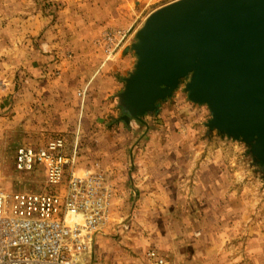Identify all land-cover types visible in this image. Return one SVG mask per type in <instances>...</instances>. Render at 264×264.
Listing matches in <instances>:
<instances>
[{"label": "crops", "instance_id": "crops-1", "mask_svg": "<svg viewBox=\"0 0 264 264\" xmlns=\"http://www.w3.org/2000/svg\"><path fill=\"white\" fill-rule=\"evenodd\" d=\"M24 8L0 0V127L31 146L63 136L67 154L76 142L73 175H103L111 220L130 215L131 225L115 239L108 228L96 237L98 264H143L148 250L172 264H264V224L253 221L247 188L236 182L234 141L180 98L117 124L133 55L106 61L99 26L68 21L63 31L38 16L28 27ZM94 8L104 7L90 2L85 12Z\"/></svg>", "mask_w": 264, "mask_h": 264}, {"label": "water", "instance_id": "water-1", "mask_svg": "<svg viewBox=\"0 0 264 264\" xmlns=\"http://www.w3.org/2000/svg\"><path fill=\"white\" fill-rule=\"evenodd\" d=\"M135 58L118 105L128 124L156 113L185 81L206 127L243 143L264 166V0H178L134 34Z\"/></svg>", "mask_w": 264, "mask_h": 264}, {"label": "built area", "instance_id": "built-area-1", "mask_svg": "<svg viewBox=\"0 0 264 264\" xmlns=\"http://www.w3.org/2000/svg\"><path fill=\"white\" fill-rule=\"evenodd\" d=\"M112 35L107 32L96 41L105 50V60L125 37L121 32ZM77 148L73 143L67 154L66 139L56 136L43 145H22L15 150L14 171L23 175L42 172L48 191L6 193L0 186V264H81L79 257L84 255L91 264H98L96 237L106 228L114 239L129 232L130 215L118 222L111 220V191L103 175H73ZM143 264L172 263L148 250Z\"/></svg>", "mask_w": 264, "mask_h": 264}, {"label": "rangeland", "instance_id": "rangeland-1", "mask_svg": "<svg viewBox=\"0 0 264 264\" xmlns=\"http://www.w3.org/2000/svg\"><path fill=\"white\" fill-rule=\"evenodd\" d=\"M25 8V12L30 13L24 16L23 22L29 27L34 22V17H40L43 22L55 27H63L66 23L83 22L87 25L98 27L100 29V37L110 32L113 35L116 32L125 33V37L120 41L113 55L106 61H110L115 54L126 52L129 56L133 55L129 47L134 43V34L142 27L146 18L154 11L171 4L178 0H18ZM93 3L101 9L100 12L94 8V11L86 13L88 4ZM86 4V6H83ZM116 7L118 10L113 9ZM36 12V14L34 13ZM83 20V21H82ZM34 24V23H33ZM79 25V24H78ZM57 30V29H55ZM115 33V34H114ZM112 35V36H113ZM66 38V33H63ZM98 39V40H99ZM97 40V41H98ZM118 40V38H116ZM101 47V46H100ZM101 49V48H100ZM103 55L105 58V50ZM135 62L134 56L131 57ZM185 81H182L180 87L174 95L166 102H173L177 98L187 101L182 91ZM203 114L201 119L204 123L209 120V113L205 107H197ZM124 114L118 110L113 118H116L117 124L122 123L120 118ZM112 122V121H111ZM214 130H211V132ZM0 186L6 193L13 192H45L48 189L44 185L43 174L40 171L30 175H23L15 172L13 169V157L15 150L22 145L18 143V136H13L3 132L0 127ZM215 132V131H214ZM223 136V135H222ZM42 139H48L41 136ZM230 146V153L234 155V167L238 175L237 179L240 187L242 185L247 188L244 193L248 196L250 207L249 214L253 221L257 220L260 224H264V173L257 161L253 160L248 153L249 148L243 143L234 141ZM33 146V145H32ZM37 146V145H36ZM242 188V187H241ZM112 238V237H111ZM167 258L165 255H162ZM97 261V257H95ZM89 260L88 255L79 257V262ZM241 261V260H240ZM98 262V261H97Z\"/></svg>", "mask_w": 264, "mask_h": 264}, {"label": "flooded vegetation", "instance_id": "flooded-vegetation-1", "mask_svg": "<svg viewBox=\"0 0 264 264\" xmlns=\"http://www.w3.org/2000/svg\"><path fill=\"white\" fill-rule=\"evenodd\" d=\"M262 171H263V173H264V166H262V169H261Z\"/></svg>", "mask_w": 264, "mask_h": 264}]
</instances>
